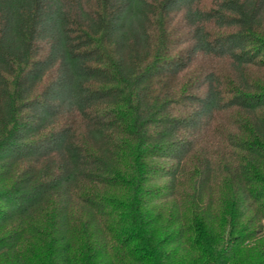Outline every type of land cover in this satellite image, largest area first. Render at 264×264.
Listing matches in <instances>:
<instances>
[{
	"label": "trees",
	"instance_id": "16d2710c",
	"mask_svg": "<svg viewBox=\"0 0 264 264\" xmlns=\"http://www.w3.org/2000/svg\"><path fill=\"white\" fill-rule=\"evenodd\" d=\"M0 264H264V0H0Z\"/></svg>",
	"mask_w": 264,
	"mask_h": 264
}]
</instances>
